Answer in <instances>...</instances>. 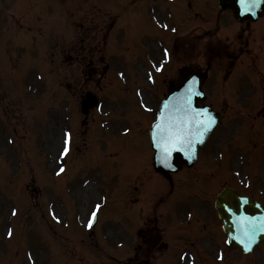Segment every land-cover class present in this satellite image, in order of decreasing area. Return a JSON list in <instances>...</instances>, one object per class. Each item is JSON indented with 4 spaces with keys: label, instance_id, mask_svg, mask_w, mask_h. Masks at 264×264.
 <instances>
[{
    "label": "rangeland",
    "instance_id": "rangeland-1",
    "mask_svg": "<svg viewBox=\"0 0 264 264\" xmlns=\"http://www.w3.org/2000/svg\"><path fill=\"white\" fill-rule=\"evenodd\" d=\"M147 3L0 0V264H124L120 258L141 243L137 229L143 226L150 232L146 237L157 232L165 243L152 249L150 259L138 256L150 264H173L179 250L173 246L190 248L189 243L197 264L215 259L206 238L215 235L214 222L203 214L189 224L182 218L185 210L195 211L188 195L198 185L209 187L210 175L189 177L179 196L182 172L175 174V188L153 173L146 137L152 115L140 95L159 99L164 83L179 78L182 65L204 68L215 31H243L226 14H218L215 22L211 11L168 18L164 6L154 14L159 21L166 17L169 29L163 31L150 14L148 20L137 16ZM254 28L248 33L255 34ZM157 41L161 48H155ZM249 44L258 49L254 35ZM165 45L171 53L156 76L150 56L157 60ZM235 66L208 63L204 85L215 99L227 94L230 104L237 102L229 88L238 72ZM88 90L103 101L104 113L109 110L106 100L110 103L107 115L81 114L80 100ZM220 104L216 107L225 117L244 111ZM243 119L247 129L256 125ZM64 129L71 131L72 150L64 157L67 173L57 175ZM206 160L208 171L215 166L210 156H201L194 170H205ZM203 190L207 197H202L209 199L208 189ZM95 203L100 205L98 220L89 229ZM188 231L199 235L183 243ZM169 234L181 240L171 246ZM225 257L223 264H264L232 251ZM133 264L145 263L137 259Z\"/></svg>",
    "mask_w": 264,
    "mask_h": 264
},
{
    "label": "snow or ice",
    "instance_id": "snow-or-ice-1",
    "mask_svg": "<svg viewBox=\"0 0 264 264\" xmlns=\"http://www.w3.org/2000/svg\"><path fill=\"white\" fill-rule=\"evenodd\" d=\"M261 3H264V0H239L240 14L244 15L252 12ZM173 31L175 30L173 29ZM168 55L169 53L165 52V56ZM159 70L158 68L157 71ZM196 84L197 81L194 77L188 81L181 104L164 105L165 111L157 117V123L152 128V144L165 165H167L173 153H184L186 158H191L193 145L203 143V136L211 131L215 123L214 118L208 115L206 110L196 111L192 108L193 97L202 95L196 88ZM145 110L150 111L148 108H145ZM64 136L62 156L69 153L70 134L65 133ZM63 171L64 169L61 168L57 175ZM99 209L100 205L97 204L88 218L86 226L89 229L93 227ZM237 227L243 236L241 243L244 250L251 252L255 235L257 232H264V218L253 221L241 217L240 221L237 222ZM9 236H11V232H9Z\"/></svg>",
    "mask_w": 264,
    "mask_h": 264
},
{
    "label": "water",
    "instance_id": "water-1",
    "mask_svg": "<svg viewBox=\"0 0 264 264\" xmlns=\"http://www.w3.org/2000/svg\"><path fill=\"white\" fill-rule=\"evenodd\" d=\"M92 99L89 100L90 104H92L93 101H91ZM187 162L185 159H183L180 155L179 152L177 153H173L172 154V157L170 158L169 160V165L172 164L174 165L175 168H173V170H176L177 168H179L181 166V164ZM160 170L162 171H167L165 168L163 167H159ZM232 197L234 198L235 201H238V208H231L232 210V214L230 217H228L227 215H225L223 212L220 214L222 217H223V221H224V224H225V229L227 231H230V234L232 236H234L235 239H237V242H233L235 244H237L238 246L240 247H243L242 246V243H241V240H243V236L241 234V231L238 229L237 227V222L240 221L241 217H244V218H249L253 221H258L256 219H253L254 217H258L257 215H254L253 218H251L249 215H246L244 216L241 212H244L247 211V202H246V199H243V198H239L237 196H235L234 194L232 195ZM255 206L257 207V205L255 204ZM217 208L219 209V211H223L224 209H226V206L222 205V204H219L217 203ZM262 212L264 213V210H262ZM232 217V218H231ZM263 218H264V215H263ZM231 219V220H230ZM261 240H264V232H257V234L255 235V240H254V243H258L259 241ZM253 243V244H254ZM252 244V245H253Z\"/></svg>",
    "mask_w": 264,
    "mask_h": 264
},
{
    "label": "flooded vegetation",
    "instance_id": "flooded-vegetation-1",
    "mask_svg": "<svg viewBox=\"0 0 264 264\" xmlns=\"http://www.w3.org/2000/svg\"><path fill=\"white\" fill-rule=\"evenodd\" d=\"M215 10L216 8L215 7H212L211 8V11L213 13H215ZM238 36V35H237ZM238 38V37H237ZM216 40V39H215ZM230 43V47L232 49H235L236 48V45H235V42L236 40L234 39H231L230 41H228ZM260 75L262 76V81H263V84L261 85V92H260V98H261V104L259 105V111L262 113V118H264V66L263 68L261 69L260 71ZM262 127H264V125H262ZM259 144H260V153L264 155V138L260 139L259 141Z\"/></svg>",
    "mask_w": 264,
    "mask_h": 264
}]
</instances>
